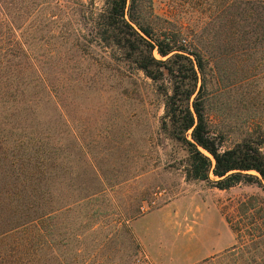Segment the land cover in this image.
Instances as JSON below:
<instances>
[{
	"label": "rangeland",
	"instance_id": "374dc122",
	"mask_svg": "<svg viewBox=\"0 0 264 264\" xmlns=\"http://www.w3.org/2000/svg\"><path fill=\"white\" fill-rule=\"evenodd\" d=\"M106 1L0 0V264H264V189L187 174L170 78L103 42ZM134 1L202 55L222 147L264 143V0Z\"/></svg>",
	"mask_w": 264,
	"mask_h": 264
},
{
	"label": "trees",
	"instance_id": "16d2710c",
	"mask_svg": "<svg viewBox=\"0 0 264 264\" xmlns=\"http://www.w3.org/2000/svg\"><path fill=\"white\" fill-rule=\"evenodd\" d=\"M150 8L151 4L134 0L106 1L94 18L99 37L152 80L163 82L164 75L170 78V92L161 83L165 95L161 128L186 147L189 176L219 188L244 181L257 182L264 189V143L243 139L223 148L220 137L211 134L200 99L203 83L190 102L196 91L197 72L203 70L202 55L181 40V30L156 28Z\"/></svg>",
	"mask_w": 264,
	"mask_h": 264
}]
</instances>
